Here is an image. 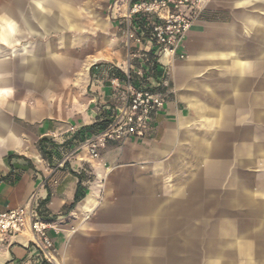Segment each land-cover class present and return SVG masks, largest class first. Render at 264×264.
I'll use <instances>...</instances> for the list:
<instances>
[{
  "label": "crops",
  "instance_id": "crops-1",
  "mask_svg": "<svg viewBox=\"0 0 264 264\" xmlns=\"http://www.w3.org/2000/svg\"><path fill=\"white\" fill-rule=\"evenodd\" d=\"M139 1L0 0V212H44L58 264H264L260 197L214 176L234 142L241 171L249 141L263 157L264 0H204L160 82L142 69L154 45L126 36ZM131 78L163 83L165 104L145 138L93 159L86 128L124 106ZM0 264H42L29 223L0 234Z\"/></svg>",
  "mask_w": 264,
  "mask_h": 264
},
{
  "label": "built area",
  "instance_id": "built-area-1",
  "mask_svg": "<svg viewBox=\"0 0 264 264\" xmlns=\"http://www.w3.org/2000/svg\"><path fill=\"white\" fill-rule=\"evenodd\" d=\"M204 0H142L132 4L128 20L141 18L136 30L126 31L129 42L143 45L151 42L156 48L154 56H176L194 23L203 11ZM144 62L148 61L143 55ZM184 59L183 54L180 55ZM113 85L120 87L118 81ZM158 90H141L131 84L126 86L127 99L124 106L113 114L108 126L100 133L90 136L82 146L88 147L93 159L100 157V149L109 142H120L126 138H145L152 116L161 110L166 97ZM30 224L32 243L39 250L42 264H58L56 248L51 232L56 231L53 221L42 217L33 207L0 212V234L16 236L26 231Z\"/></svg>",
  "mask_w": 264,
  "mask_h": 264
},
{
  "label": "rangeland",
  "instance_id": "rangeland-1",
  "mask_svg": "<svg viewBox=\"0 0 264 264\" xmlns=\"http://www.w3.org/2000/svg\"><path fill=\"white\" fill-rule=\"evenodd\" d=\"M264 134V133H263ZM260 135V134H259ZM264 145V141H261ZM244 142H234V147H228L226 152L228 154V157L220 162L218 161L217 168L215 170L214 176L218 181H235V180H247L250 187H253L252 196L254 197H260L261 198V192H264V152L263 157L257 155V150L253 149V141H249L248 144V172L246 173L244 170L241 171L240 165L238 164V159L232 155V153L237 151H242L245 153V148L242 147ZM229 153L230 156H229ZM243 168L245 163V158L243 156ZM251 194V193H250ZM258 199V203L250 204L249 205V215L252 213L262 212L264 209V203H262L261 199ZM251 223V222H250ZM106 239V238H105Z\"/></svg>",
  "mask_w": 264,
  "mask_h": 264
},
{
  "label": "trees",
  "instance_id": "trees-1",
  "mask_svg": "<svg viewBox=\"0 0 264 264\" xmlns=\"http://www.w3.org/2000/svg\"><path fill=\"white\" fill-rule=\"evenodd\" d=\"M147 58H148V61L144 62V64L142 65V69L146 73H149L151 76H153L156 80H158V78H157L158 77L157 76L158 75L157 58L155 56H152V55H150L149 57L147 56ZM132 82H133V80L131 78L130 84L132 86H134ZM158 82H160V80H158ZM109 121L110 120L98 121L93 126L86 128L87 135L83 136V138L81 140V144H83L90 136L96 135V134L100 133L101 131H103L108 126ZM78 177L80 179V183H79V189H78V195H77L76 201L79 200L82 196H84V193H82V185H81V183L84 179V176L79 175ZM40 214L42 215V217H46V214L44 212H40Z\"/></svg>",
  "mask_w": 264,
  "mask_h": 264
}]
</instances>
